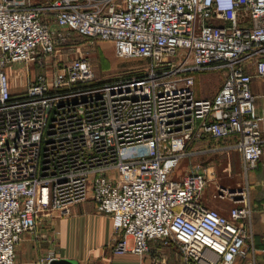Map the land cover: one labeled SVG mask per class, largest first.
<instances>
[{"label": "built area", "instance_id": "1", "mask_svg": "<svg viewBox=\"0 0 264 264\" xmlns=\"http://www.w3.org/2000/svg\"><path fill=\"white\" fill-rule=\"evenodd\" d=\"M75 35L150 64L99 80L82 49L58 61ZM18 63L40 70L14 94ZM209 70L223 83L199 98L196 74ZM255 78H264V0H0V264H16L42 211L69 215L89 198L111 217L117 254L161 240L183 264L254 257L249 172L264 156ZM230 151L246 179L217 186L231 202L225 214L204 200L214 169L197 157Z\"/></svg>", "mask_w": 264, "mask_h": 264}, {"label": "crops", "instance_id": "2", "mask_svg": "<svg viewBox=\"0 0 264 264\" xmlns=\"http://www.w3.org/2000/svg\"><path fill=\"white\" fill-rule=\"evenodd\" d=\"M263 88L264 78H255L252 89L258 95L257 106L262 114L264 102L258 98L264 99ZM204 142L210 143L211 138L201 141ZM198 159L203 161V158ZM249 180L253 207L249 232L256 252L254 257H238L234 264H264V161L250 170ZM228 202V206L207 204L227 214L231 207V202ZM114 237L111 217L102 213L97 202L89 198L74 204L69 215H61L57 210L42 211L35 230L25 232L16 247V264H39L41 257L47 254H53L54 259H76L78 264H183L175 245L152 240L150 251L146 254H117L114 252Z\"/></svg>", "mask_w": 264, "mask_h": 264}, {"label": "rangeland", "instance_id": "3", "mask_svg": "<svg viewBox=\"0 0 264 264\" xmlns=\"http://www.w3.org/2000/svg\"><path fill=\"white\" fill-rule=\"evenodd\" d=\"M70 47H74V49H71L72 51L82 49L88 54L99 80H117L124 77L127 78L134 76L142 73L143 70L141 69L144 66L145 68L148 67L147 65L150 64V60L147 58H127L119 56L116 52L113 41L98 38L91 39L82 35H75L65 47L59 48V50H61L59 51L61 53L60 58L58 57L59 62L65 59L64 53L68 52ZM74 53H70L66 56L71 58ZM16 65L17 66L9 68L14 94L22 92L28 81L34 78L40 70L36 65H32L30 66V71L28 73L26 71V66L23 63H18ZM196 75L195 89L198 97H213L218 92L224 80L222 70L200 71ZM262 92H264V88L262 89ZM262 98L260 97L258 100L261 99V101L264 102V99ZM187 161L190 160L187 159ZM187 161H182L175 169L174 174H183L185 169H189L190 163ZM261 161H264V156ZM203 162L206 167L212 166L214 169V175L212 176L213 179L209 181L210 183L204 192V200L212 205L218 204V206H228L229 202L226 199L217 198L214 195L219 183L226 186L243 185L246 178L243 172L241 155L239 152L212 154L204 157Z\"/></svg>", "mask_w": 264, "mask_h": 264}, {"label": "water", "instance_id": "4", "mask_svg": "<svg viewBox=\"0 0 264 264\" xmlns=\"http://www.w3.org/2000/svg\"><path fill=\"white\" fill-rule=\"evenodd\" d=\"M51 264H78L76 259L72 258H62V259H53Z\"/></svg>", "mask_w": 264, "mask_h": 264}]
</instances>
